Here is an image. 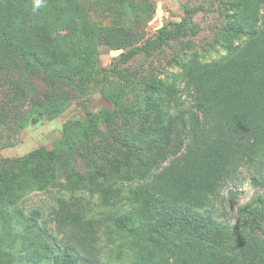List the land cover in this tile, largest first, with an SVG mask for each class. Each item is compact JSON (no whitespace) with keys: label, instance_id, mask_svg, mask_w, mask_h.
<instances>
[{"label":"rangeland","instance_id":"rangeland-1","mask_svg":"<svg viewBox=\"0 0 264 264\" xmlns=\"http://www.w3.org/2000/svg\"><path fill=\"white\" fill-rule=\"evenodd\" d=\"M21 6L31 19L33 8ZM79 9L91 22L132 28L139 38L125 48L89 42L77 31L75 39L67 38V45L82 49L70 74L83 89L67 92L68 105L47 119H39L26 106L21 115L32 121L18 134L0 128V198L8 201L14 187L23 182L19 190H25V197L19 206L26 211L40 208L46 217L55 198L69 196L70 189L76 195L90 193L96 184L110 182L115 187L111 197L119 196V190L135 180L132 171L151 152L152 145L142 143L153 134L157 114H172L179 105L190 116L199 115L201 138L208 144L191 157L201 162L200 180L207 182L195 185L204 187L206 194L214 188L194 208L168 206L162 196L145 199L140 209L143 219L158 222L166 230L192 228L202 233L206 244L235 258V248L244 240L264 244V146H251L264 121V98H248L264 87V53L256 54L250 65L255 72L241 81L240 72L232 66L222 68L231 48L246 38L231 29L230 0H102L84 2ZM65 18L80 23L75 16L65 14ZM90 47L94 49L88 53ZM10 57L8 52L3 55L6 62ZM9 80L0 76V115L5 112L1 102L11 96L5 87ZM29 82L46 93L38 79L30 77ZM233 85H237V97L245 99L221 109L217 102ZM197 90L212 106L207 114L198 109ZM174 131L169 163L186 161L188 150L195 147L179 146L177 121ZM127 146L133 147V156L126 154ZM58 147L53 169L17 162ZM31 173L44 175L53 185L50 191H40ZM259 197L261 201L241 217L239 208Z\"/></svg>","mask_w":264,"mask_h":264},{"label":"trees","instance_id":"trees-1","mask_svg":"<svg viewBox=\"0 0 264 264\" xmlns=\"http://www.w3.org/2000/svg\"><path fill=\"white\" fill-rule=\"evenodd\" d=\"M100 1L39 0L37 7V0H0V70L4 71L0 76L10 79L5 87L11 95L1 102L5 111L0 115L1 129L18 134L30 125L32 120L21 115L26 106L39 119L53 117L68 105L67 92L70 95L72 90L83 89L77 84L76 76L70 74L72 63L82 49L66 44L68 37L76 38V31L89 42L103 41L112 47H130L138 40L132 28L99 25L80 15L81 4ZM22 4L33 8L31 19H27L29 13ZM230 7L231 29L246 38L231 48L222 68L232 66L240 72L241 81L246 74L255 72L250 65L256 54L264 53V0H230ZM65 14L77 17L80 23L66 20ZM93 49L88 48V53ZM5 52L11 55L8 62L3 58ZM261 59L264 60V55ZM30 77L41 81L46 93L38 92L35 84L29 82ZM195 95L200 113H209L211 104L206 103L199 90ZM237 95V85L229 87L217 106L225 109L245 99ZM248 98L252 101L264 98V87ZM190 115L179 105L172 114H157L153 134L142 143L151 144V152L132 171L135 180L127 188L118 189L117 197H111L115 187L110 182L96 184L94 188H97L90 193L76 195L70 189L69 196L55 198L45 217L40 208L26 211L23 205L19 206L25 190H19L23 182L16 185L8 201L0 198V264H264V244L253 239L236 246L235 258L206 244L202 233L192 228L166 230L158 222L146 223L144 214L140 213L145 199L162 196L168 206L194 208L212 193L214 187L208 188L206 194L204 187L195 185L206 181L200 180L201 162L192 161L191 157L201 154L206 148L200 146L208 144L201 138L199 115L195 118ZM176 121L181 131L179 146L195 147L188 150L190 158L186 161L174 159L169 163ZM189 121L195 122L190 125ZM251 146H264V121ZM127 147L126 154L133 156V147ZM58 150L59 147L40 150L17 162L53 169L59 159ZM31 175L35 176L40 191H50L53 185L49 186L44 175ZM259 201L261 197L240 207V216L245 217L253 203Z\"/></svg>","mask_w":264,"mask_h":264},{"label":"clouds","instance_id":"clouds-1","mask_svg":"<svg viewBox=\"0 0 264 264\" xmlns=\"http://www.w3.org/2000/svg\"><path fill=\"white\" fill-rule=\"evenodd\" d=\"M37 7L39 6V0H37V5H36Z\"/></svg>","mask_w":264,"mask_h":264}]
</instances>
